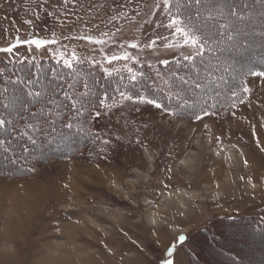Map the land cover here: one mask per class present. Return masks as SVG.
<instances>
[{"label":"rangeland","instance_id":"obj_1","mask_svg":"<svg viewBox=\"0 0 264 264\" xmlns=\"http://www.w3.org/2000/svg\"><path fill=\"white\" fill-rule=\"evenodd\" d=\"M155 3L0 0V48L20 41L0 59L88 60L109 73L145 64L153 71L163 60L182 58L158 39L170 34L156 27L167 17ZM259 11L244 23L249 42L264 41L257 34L264 27ZM88 36L106 42L95 44ZM29 39L55 42L37 49L24 43ZM154 39V48L145 47ZM124 54L127 60L108 62ZM153 74L157 87L165 88ZM247 86L244 104L199 120L188 109L173 117L120 99L100 111L98 158L86 151L38 165L31 177L0 176V264H162L172 245L173 264H264L256 235L217 219L264 207V79L247 77ZM209 226L213 243L201 236Z\"/></svg>","mask_w":264,"mask_h":264},{"label":"trees","instance_id":"obj_2","mask_svg":"<svg viewBox=\"0 0 264 264\" xmlns=\"http://www.w3.org/2000/svg\"><path fill=\"white\" fill-rule=\"evenodd\" d=\"M242 1L244 2V0H233L235 3H241ZM248 1L249 0H247V2ZM260 9L261 6L253 12L250 9V13L255 15ZM251 19H253V16L248 20ZM248 20L242 22L241 27L244 26V23ZM253 20L255 21V19ZM243 29L245 31L250 30V28L245 26ZM244 37L245 40H247V37ZM262 39L264 38H261V40ZM254 43L255 47L246 49L248 54H240V51L236 50V52H231L235 61L229 60V62H233L234 66L237 67L242 66V62H240L242 58L252 59V62L254 61L252 66L257 69L264 68V47L258 49L261 44H264V41L263 43L262 41ZM256 50H259L257 53L259 56L254 53ZM231 55L225 52L223 58L229 59ZM178 61L181 65L185 63L182 58H178L169 62L167 66L160 64L152 68L156 73L159 71L160 75L163 77V83L165 80L169 82L168 84L164 83L165 88H161L157 87L153 71L145 64L141 66L135 65L131 73H129V71H119L109 75V72L88 60L74 61L72 62V68H65L63 66V61L42 60L37 62L35 60H30L19 62L0 59V72L3 73L0 75V92L7 87L9 89L7 95L11 97L14 94L19 95L21 91L25 94L29 90L33 92L40 91L43 94L41 97V104L33 106L31 111H37L40 107H44L45 110H51L49 113L50 120L54 121V123L45 122L42 124V132L37 134V142L35 145L28 142L26 137H20V133L25 131V122L24 120L18 121L16 132L8 136V139L12 141L11 145H7L6 142V146L10 149L9 152L5 153L3 149H0V176L8 179L31 177L34 174V168L38 165L49 163L58 157H80L85 154L86 151L93 159L101 156L100 146L103 141V136L95 127L98 120V118H95V113L97 111L100 112L106 106L116 104L120 101V91H125L134 98L137 97L139 93H142L148 96V98L156 99L162 105L179 113L178 111L182 109L178 107V101L176 99L169 101L166 95L170 92L169 85L172 86V90H175L176 85L179 84V81L173 83L174 78L171 73L177 72L178 75H185L186 69L183 66L177 67ZM198 62L197 60V63ZM131 74H136V81L130 79ZM17 77L25 81V84H13L10 82L9 78L14 80ZM28 80H31L32 83L25 87ZM242 80L247 81V77H240L231 83L236 85L239 95L243 96L245 99L246 93L242 91ZM69 84L72 85L71 88L68 87ZM85 84H87V88H85ZM65 91L73 96L74 99L84 104V115L82 117L75 116L71 109V102L63 96ZM200 92V90L192 91L188 93V97L194 99L196 96L197 98ZM217 92L220 94L217 95ZM85 93H87V95H84ZM181 95H184V93L182 92ZM229 96L230 92L227 86L224 85L223 82H220V87L218 89L214 86L209 87L207 96L203 95L202 97H198V99H196L198 100L197 105L194 108L188 109L186 113L194 116L197 114L203 115L205 111L215 113L223 109L233 108V102L235 105L240 103L239 99L233 101V99H229ZM48 100H52L53 103H47ZM203 100H207V104L202 103ZM212 104H215L216 107H211ZM65 105H67V107H65ZM80 106V103H78L77 108H80ZM0 111H3V109H0ZM69 121L74 125L71 130L64 126ZM52 129H55V131ZM4 137L5 133L0 132V139ZM13 137L17 138L14 139ZM68 141H71L69 149L67 148L64 150V147L67 146L65 143L67 144ZM22 146H27L29 151L27 153L23 152ZM54 150L59 152H54ZM12 160H15L16 163H12ZM217 219L225 226L245 225V229L250 231V234L256 235V237H253L256 238V240L262 241V245H264V207L257 212L247 214L245 217L220 216ZM213 229L214 226L213 228L209 226L208 229L202 230L201 236L204 235L208 241H211ZM189 252L193 258H197V254H194L192 251ZM225 253L227 255H232L227 252Z\"/></svg>","mask_w":264,"mask_h":264},{"label":"snow or ice","instance_id":"obj_3","mask_svg":"<svg viewBox=\"0 0 264 264\" xmlns=\"http://www.w3.org/2000/svg\"><path fill=\"white\" fill-rule=\"evenodd\" d=\"M254 5H260L261 9L258 15L264 18V0H254L253 5H249L247 0L243 3H235L233 0H156L155 8L161 9L166 13L167 23L163 25H156L157 28L164 27L168 30L169 36L158 37L164 41L163 47L167 50L177 51L182 56L183 65L178 61L177 67L183 66L186 69L185 75H178L177 72H172L171 75L175 81H179L176 85V89L172 90V86L169 85L170 92L167 95L169 101L176 99L178 101V107L180 109H191L197 105V101L191 97H188V93L200 90L205 96H207L209 87L214 86L216 89L220 87V82H223L227 86L230 96L229 99H239L241 104L245 103L243 96L239 95L234 82L240 77H253L264 79V68L257 69L254 66H248L247 68L235 67L233 62L234 58H223L224 53L233 49L240 51L242 49H250L255 47L254 42L239 39L241 36L247 35L244 29L241 27V23L251 18L250 12H245V9H251ZM155 14V13H153ZM264 38V27L257 33ZM107 35V33H105ZM115 34H113V37ZM89 41L95 44H103L106 41L96 39L93 40L91 36L85 37ZM55 41H45L42 39H29L24 41L28 45H35L37 49L42 48L48 43H54ZM20 41L17 39L16 43L0 48V52L13 53L14 48L19 45ZM157 44V40H152L146 44L147 48H154ZM139 45L132 43L130 47L137 48ZM264 47V44H262ZM76 59L75 56L72 58ZM127 54L122 56L113 55L109 58L108 62L111 63L114 60H127ZM197 60L199 61L197 63ZM165 66L168 65L167 60L161 61ZM238 63V62H235ZM63 66L65 68H72V60L68 58L63 59ZM131 73V69L128 70ZM3 73L0 72V75ZM111 75V73H108ZM142 75V74H141ZM156 75L163 80V77L157 71ZM10 79L13 84H25V81L19 77L16 79ZM130 79L132 81L137 80L136 74H131ZM32 81L28 80L25 87L31 85ZM168 84V81H164ZM87 88V84L84 85ZM242 91L244 93H250V88L247 86V81H241ZM59 87V85H58ZM72 87L71 84L68 85ZM119 91V90H118ZM9 89L5 87L0 92V132L5 133V137L0 139V149H3L5 153L9 152V147L12 141L8 139V136L16 132L18 121L24 120L25 131L20 133V137H26L27 141L35 145L37 140V134L42 132V124L54 123L50 120L49 113L51 110H45L44 107H40L37 111H31L33 106L41 104L42 93L40 91H27L25 94L23 91L19 95H12L9 97L7 93ZM184 95H181V93ZM120 97L122 101H129L137 104L150 105L155 109L165 112L168 116L175 117L177 113L171 108L162 105L158 100L148 98V96L139 93L137 97L129 95L125 91H120ZM220 93L217 92V95ZM84 95H87L85 93ZM63 96L71 102V109L76 117H82L84 115V104L69 95L67 91L63 93ZM188 97V98H186ZM207 100H203L202 103L207 104ZM47 103H53L52 100H48ZM80 103V108H77V104ZM103 103V102H101ZM67 107V105H65ZM211 107L215 108L216 105L212 104ZM232 107L236 105L233 102ZM205 111L204 115H210ZM101 115L99 111L95 113V118ZM232 115H235L233 112ZM196 118L202 119L197 114ZM15 121V122H14ZM71 130L73 123L71 121L64 125ZM207 127V125H205ZM55 131V129H52ZM16 139L17 137H13ZM104 144H109L108 140L104 141ZM259 146V142H258ZM23 152L29 151L27 146H22ZM264 151V148H261ZM16 163L15 160L11 161ZM180 241L184 240V237H179ZM175 245L167 252V257L162 261V264H173L171 259L173 255V249Z\"/></svg>","mask_w":264,"mask_h":264},{"label":"bare ground","instance_id":"obj_4","mask_svg":"<svg viewBox=\"0 0 264 264\" xmlns=\"http://www.w3.org/2000/svg\"><path fill=\"white\" fill-rule=\"evenodd\" d=\"M263 43V42H262ZM262 51V50H261ZM254 235V234H253ZM247 238V237H246ZM256 239V238H255ZM259 241V240H258ZM256 242V241H255ZM264 246V245H263Z\"/></svg>","mask_w":264,"mask_h":264}]
</instances>
